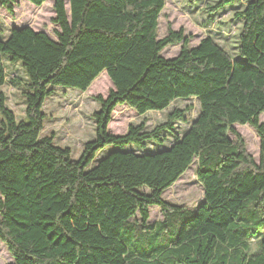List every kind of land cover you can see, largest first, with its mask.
Listing matches in <instances>:
<instances>
[{"label": "trees", "instance_id": "trees-1", "mask_svg": "<svg viewBox=\"0 0 264 264\" xmlns=\"http://www.w3.org/2000/svg\"><path fill=\"white\" fill-rule=\"evenodd\" d=\"M235 1L216 0L210 10ZM242 1L235 55L210 36L193 46L181 30L157 37L165 0H68L69 13L54 0L56 39L29 25L0 38V86L4 54L26 72L13 81L25 89L24 118L0 90V240L9 264H264V236L251 249L264 231V0ZM14 3L0 0L9 13ZM180 42L176 55L161 54ZM102 71L113 88L97 96L95 137L74 159L41 134L42 106L54 86L84 91ZM190 97L198 113L180 135L174 123L191 105L151 128L141 120L121 134L108 129L117 105L143 114ZM234 124L256 130L257 159ZM166 134L174 136L167 147L147 148ZM106 146L114 148L97 157ZM195 158L202 200L194 209L166 201ZM151 205L162 219L148 221Z\"/></svg>", "mask_w": 264, "mask_h": 264}, {"label": "rangeland", "instance_id": "rangeland-1", "mask_svg": "<svg viewBox=\"0 0 264 264\" xmlns=\"http://www.w3.org/2000/svg\"><path fill=\"white\" fill-rule=\"evenodd\" d=\"M54 0H46L40 5H35L28 0H15L13 11L9 13L0 5V38L8 35L12 26L29 25L35 30L45 31L51 38L56 39L58 26L53 21ZM216 0H165L163 9L158 19L157 37L165 36L169 30L182 31L188 37L189 46L196 45L203 37L210 36L223 46L232 55L236 53L237 37L241 27V18L234 14L245 6L244 1H235L215 11L210 10ZM67 13H69L68 0H65ZM180 43L166 45L161 54L171 57L178 53ZM3 62L6 71V81L0 86L4 93L5 104L12 110L16 119L25 117L26 96L22 84L14 83V78L26 80V72L20 60L10 61L4 54ZM53 93L45 98L42 111L44 113L43 129L41 134L54 135L53 142L60 147L70 149V155L78 159L82 153L84 143L95 137L96 120L93 113L100 107L97 96L105 97L113 84L105 71L99 73L86 90L72 87L54 86ZM191 105L186 113L185 120L174 123V132L182 134L188 129L198 113L199 102L196 98H178L163 110H148L138 114L125 104L117 105L112 111L108 122V129L112 133H124L130 123L136 124L144 120L147 128L164 121L167 113L175 107L183 108ZM2 116L0 114V120ZM259 120L264 124V113L259 115ZM234 129L243 139L246 150L255 158L258 157L259 136L249 124H234ZM162 143L154 141L147 143L149 150L167 147L174 139L171 134H166ZM234 138L232 133H229ZM133 146L132 144L126 145ZM108 148L106 146L97 153L101 156ZM196 158L179 178L163 193V198L173 204L194 209L203 198V187L196 176ZM139 217V216H137ZM162 210L157 205L149 207V222L160 220ZM264 236V231L259 232L251 241V249H258L259 242ZM12 257L5 244L0 240V264H9Z\"/></svg>", "mask_w": 264, "mask_h": 264}]
</instances>
